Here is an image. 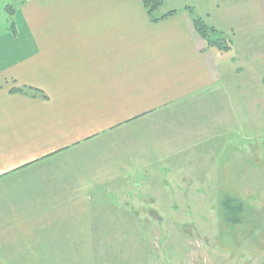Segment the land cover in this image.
<instances>
[{"label":"rangeland","instance_id":"1","mask_svg":"<svg viewBox=\"0 0 264 264\" xmlns=\"http://www.w3.org/2000/svg\"><path fill=\"white\" fill-rule=\"evenodd\" d=\"M220 1L163 5L199 16L230 43L211 50L216 85L112 143L0 184V264H264V7ZM174 131L189 136L168 154ZM153 148L173 156L169 166L147 167ZM100 173L93 186L79 183ZM64 191L82 200L61 211L45 200Z\"/></svg>","mask_w":264,"mask_h":264},{"label":"crops","instance_id":"2","mask_svg":"<svg viewBox=\"0 0 264 264\" xmlns=\"http://www.w3.org/2000/svg\"><path fill=\"white\" fill-rule=\"evenodd\" d=\"M255 3L224 4L245 11ZM163 5L156 17L173 13L153 21L142 0H0V184L112 143L114 135L157 121L219 82L213 48L195 32L192 17ZM177 133L170 144L164 140L168 154L178 153L177 138L189 136ZM151 152L157 158L147 167L173 159ZM82 175L87 180L79 183L87 186L105 176ZM82 194L45 200L59 202L54 207L61 211Z\"/></svg>","mask_w":264,"mask_h":264},{"label":"trees","instance_id":"3","mask_svg":"<svg viewBox=\"0 0 264 264\" xmlns=\"http://www.w3.org/2000/svg\"><path fill=\"white\" fill-rule=\"evenodd\" d=\"M144 7L146 8V12L151 20L156 21L160 18L166 17L173 13L170 11L160 17H156L154 12L158 9L163 0H142ZM192 26L195 32L202 38L206 47L216 48L221 51H229L231 49V45L228 41L221 37L220 32L212 26H209L202 18L199 16L192 17L191 19ZM231 201H226L224 203V207L232 210Z\"/></svg>","mask_w":264,"mask_h":264}]
</instances>
